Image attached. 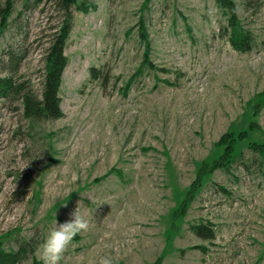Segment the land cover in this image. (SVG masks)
Segmentation results:
<instances>
[{
    "label": "rangeland",
    "instance_id": "374dc122",
    "mask_svg": "<svg viewBox=\"0 0 264 264\" xmlns=\"http://www.w3.org/2000/svg\"><path fill=\"white\" fill-rule=\"evenodd\" d=\"M224 1L234 14L218 0H76L63 116L0 98L1 252L26 245L18 264H42L53 220L81 202L90 227L60 264H264V1ZM51 3L15 0L0 18V76L14 69L39 96L64 15Z\"/></svg>",
    "mask_w": 264,
    "mask_h": 264
},
{
    "label": "trees",
    "instance_id": "16d2710c",
    "mask_svg": "<svg viewBox=\"0 0 264 264\" xmlns=\"http://www.w3.org/2000/svg\"><path fill=\"white\" fill-rule=\"evenodd\" d=\"M52 5L61 11L64 15L59 26L52 27L47 37L48 48L45 55V68L41 76V95H37L34 90L26 88L24 84H16L13 81L14 69L7 71V75L0 76V98L21 97L24 115L33 120L42 119H59L63 116L61 85L63 82V74L68 66L69 60L66 56V48L73 29V7L76 6V0H51ZM220 5L226 10L230 8V2L225 4L224 0H218ZM264 1V0H263ZM15 0H4V4L0 6L1 25L6 27L7 17L13 11ZM82 9V8H81ZM231 26H236L235 18L230 20ZM245 48L250 50L248 42H241ZM237 46V45H236ZM239 49L241 47L237 46ZM242 49V50H243ZM91 78L99 79L100 70L91 68ZM105 81L109 79L106 76ZM107 79V80H106ZM196 233L204 240H214L215 232L207 226H199ZM29 245V244H28ZM35 248L22 245L16 251L1 252L0 264H18L22 262L25 255L33 254Z\"/></svg>",
    "mask_w": 264,
    "mask_h": 264
},
{
    "label": "clouds",
    "instance_id": "9594fccd",
    "mask_svg": "<svg viewBox=\"0 0 264 264\" xmlns=\"http://www.w3.org/2000/svg\"><path fill=\"white\" fill-rule=\"evenodd\" d=\"M217 12V8H210L205 14L213 19ZM52 223V229L38 250L42 264H60L64 252L77 234L87 231L90 227L89 218L81 210V202L71 212L70 219L63 222L54 219ZM99 264H118V261L115 257L103 256L100 258Z\"/></svg>",
    "mask_w": 264,
    "mask_h": 264
}]
</instances>
